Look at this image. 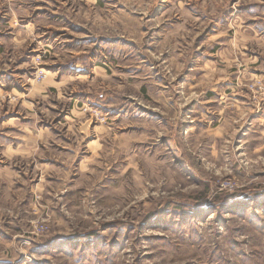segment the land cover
Listing matches in <instances>:
<instances>
[{
	"label": "rangeland",
	"instance_id": "obj_1",
	"mask_svg": "<svg viewBox=\"0 0 264 264\" xmlns=\"http://www.w3.org/2000/svg\"><path fill=\"white\" fill-rule=\"evenodd\" d=\"M0 264H264V0H0Z\"/></svg>",
	"mask_w": 264,
	"mask_h": 264
}]
</instances>
